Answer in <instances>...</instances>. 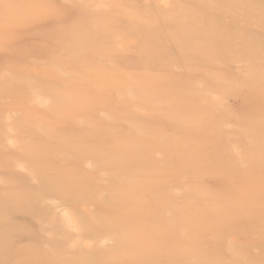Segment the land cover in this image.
<instances>
[{
  "label": "rangeland",
  "instance_id": "obj_1",
  "mask_svg": "<svg viewBox=\"0 0 264 264\" xmlns=\"http://www.w3.org/2000/svg\"><path fill=\"white\" fill-rule=\"evenodd\" d=\"M3 10L7 13H2ZM18 11H21L19 16ZM194 16L197 24L190 26ZM23 20L25 26H22ZM162 20L168 24L161 25ZM172 21L186 27L188 38H195L196 46L189 49L188 54L184 49L180 52L184 41L172 43L157 36L160 27L172 31L169 26ZM151 25L156 32L147 33ZM73 32L83 34L85 51L73 48ZM225 41L226 47H223ZM155 47L160 49L154 52ZM262 51L264 0H0V156L10 150L17 153V158H4V164L0 166V264H17L16 257L22 256L20 252L29 245L40 248L42 253L47 248L58 253L54 255L59 259L55 260L54 256L52 263L50 259H41L34 264H77L78 256L89 250L95 254L104 249L107 251L115 246V239L110 235L112 226L93 227L86 220L92 215L108 213L113 206L136 210L153 205V213L160 217L165 215L157 199L148 192L135 191L133 187L135 193L129 196L131 192H127L126 181L135 182L138 189L150 184L159 195L165 180H177L173 173L178 170V159L181 158L184 171L192 166L195 149L160 152L156 147H144L142 153H150L147 164L136 162L142 159L129 158L127 148L122 147L120 166H113L112 156L115 155L107 154L112 148L120 147L123 139L128 142L131 137L150 139L153 137L151 131L146 133L144 129L155 125L156 129L152 131L157 133L160 124L164 127L172 120L171 116L163 121L156 119L164 112V104L154 101L160 98L159 95L165 107L170 105L184 111L194 129L205 133V137L200 134L201 141L198 139L194 147H203L208 155L212 152L206 164L213 173L201 180L198 178L197 189L203 185L212 189L222 186L224 181L226 186L234 179L238 181L241 164L254 168L256 163L249 156H264V144L258 142L264 137L256 132H238L234 119L242 120L240 112L250 103V99H244L239 93L250 95L248 89H254L264 81V56L255 57ZM164 84L174 86L166 90ZM153 87L156 93L152 91ZM199 88L219 101L215 107L217 112L206 122L205 116L209 115H202L204 97L198 94L203 95ZM232 114L234 119L230 117ZM7 118L18 122L12 120L14 124L20 123L15 125L16 128L24 127L28 135L5 136L8 123L12 125ZM38 126L48 133H36L38 129L34 127ZM161 133L167 134V128ZM169 136L166 135L169 138L165 137L166 140L163 137L162 141L173 143L172 138L177 142L183 137L179 134ZM208 137L212 147L205 150L202 141ZM77 145L84 152L92 148L91 156L81 157L83 151L75 153L73 146ZM129 146L132 149V145ZM252 147L255 148L250 150ZM245 151H249L248 154ZM100 152L106 153L103 163L95 158ZM197 152L202 154V150ZM23 154L27 159H22ZM235 155L241 156L240 161L234 160ZM10 157L14 156L11 154ZM101 163L103 166L95 170ZM160 163L166 164L161 166ZM222 164L226 165L227 176L219 174ZM153 166L162 171L156 173L145 169ZM15 174L18 180L31 181V185L36 179L51 182L57 180L56 177L70 178V175L87 183L95 179L93 176L118 179L115 178L110 187L97 184L95 196L88 201L60 200L52 193H45L42 202L39 196L32 197L29 204H36L23 214L10 212V208L20 206L22 201L18 200V193L26 188L22 183H15ZM244 176L248 188L260 183V179L249 173ZM179 180L181 182L172 187L167 185L170 191L184 194V198L193 195L189 179L181 177ZM33 188L32 185L28 189ZM117 188L119 191H115ZM199 190L203 191V188ZM210 198L212 195L206 200ZM235 199L243 203L241 196ZM240 217L241 214L236 216L238 220ZM152 226L154 231H149L150 237L145 236L149 242L141 246V251L145 253L153 241L155 252L151 253V260L156 264L158 248L167 228L157 222ZM256 231L254 226L246 233L235 231L224 232L219 237L214 234L202 237L205 248L198 258L190 257L181 264H264V252L258 253L251 246L256 237L260 240ZM192 235L191 231L187 237ZM131 240L132 236L127 243ZM176 240V237L172 238V241ZM261 240L264 243V236ZM135 246L139 247V244Z\"/></svg>",
  "mask_w": 264,
  "mask_h": 264
},
{
  "label": "bare ground",
  "instance_id": "obj_2",
  "mask_svg": "<svg viewBox=\"0 0 264 264\" xmlns=\"http://www.w3.org/2000/svg\"><path fill=\"white\" fill-rule=\"evenodd\" d=\"M18 6H19V4H18ZM57 7H58V5H57ZM18 12H19V14H17V15L18 16L21 15V13H20L21 11H18ZM185 12L187 14H192V12L189 10H185ZM2 13H7V11L3 10ZM36 14L39 15V13H36ZM143 17H146V16L144 15ZM163 18H165V16H163ZM171 20H173V19H171ZM196 21H197L196 16H194V19H190L189 25L190 26H196V24H197ZM20 23H19V25H20ZM22 23H23L22 26H25L24 20L22 21ZM160 24H161V22H160ZM165 24H168V23H165L162 20L161 25L165 26ZM166 26H168V25H166ZM169 26H171L172 31H165V30H163L164 27H160L158 32H156V29L154 27H152V25H151L152 28L147 33H150L151 31L154 30L158 34L157 35L158 37L160 36L161 38H167L172 43H179V40L184 41L185 44L181 48L180 52L183 53V49H184V50H186L184 53L188 54L189 49L196 46L195 38H193V37L188 38V33L186 31V27L181 26V24L177 21L176 22L172 21ZM214 29H215V27H214ZM60 30L65 31V28L64 29L60 28ZM67 30H69V28ZM211 31L213 32V29H211ZM73 33L75 34V37L73 38V36H72V38L71 37L70 38L72 39L73 46H75V47H73V46L72 47L75 49L77 47V49H79L81 51H85L87 49V46L84 44V42L81 39L83 34H78L77 32H73ZM215 36H216V34H215ZM88 46H90V45H88ZM222 46L226 47V41L222 43ZM159 49H160L159 47H155L154 52L158 51ZM6 54H8V52H6ZM259 54L260 55L262 54V56H264V51H262L258 54H255V57H257V55H259ZM16 55H18V54H16ZM4 79H5V77H4ZM2 81H4V80H2ZM173 86H174L173 84H164V88L166 90L169 88L172 89ZM263 87H264V81L260 82L254 89H252L253 87L249 88L248 91L250 92V95H248V93L246 94L245 92L239 93L244 99H250V103L247 106H245L243 108V110L240 112L242 120L236 121L234 119L233 114L230 116L231 118L234 119L235 126H236L238 132H240V133L243 131L244 132H256L257 134L259 133L261 136L264 137V96H262ZM200 89L201 88H199V90ZM153 90H154V87H153L152 91ZM154 92L156 93V90H154ZM202 92H203V95H202V93L200 94L199 92H198V94L200 95V97H204V99H202L203 105L201 108V112H202V115H204V116L209 115V116H205L206 117L205 122H206L209 119V117L213 116L217 112V108L215 109V107L219 101L214 99L212 96H210L211 94L210 95L207 94L204 90H202ZM196 93H197V91H196ZM159 97H160L159 99H155L154 101H156V104H158V103L164 104V112L159 114L158 115L159 117H157L156 119L159 121H163L162 120L163 118L165 120L168 116H171L172 120L167 121V123L164 125V127H163V125L160 124V127L157 130V133L155 131H152V130L156 129L155 125L152 126L151 128L150 127L149 128L146 127L147 129L143 128L146 131V133H149L151 131V134L153 135V137H151L150 139L147 138L146 140L145 139L138 140V139H135L134 137L132 139V137H131V142H128V140L123 139L124 143L121 144L120 147H114V148H112V150L109 151V153H107V154H111L110 157L112 155H115L118 157V159H117V157L115 158V156H112V158L114 157L113 158L114 160H112V165L113 166L114 165L120 166L119 157L124 153L121 150L122 147L127 148V149H125V150H128V151H126V155L130 156L129 158L133 157V158H135L134 160L142 159V160H136V162L140 163L142 161H145V162H147V164L149 162L148 160L150 159V155H149L150 153L143 154L142 150L144 149V147H148L150 149L152 147H156L159 149L160 152H161V150L166 152L169 149H172L173 151H177V152L178 151L184 152L186 150L195 149V151H194L195 152V158H194V161L192 163V166L187 168L184 171L183 170V162H182L181 158L178 159L177 166H176V167H178V170H176L173 173L174 178L177 177V180H173V181L165 180L163 182V186L159 192V195H156V194H158V192L156 193V191H154V187L151 188L150 184H145L142 186L141 189L140 188L138 189V186L136 185L135 182L126 181L127 192H131L129 196H133L135 193L133 190V187H134L135 191L139 190L145 194H146V192H148L149 196L153 197L154 199H157L156 202L159 204L160 207L163 208V210L165 211V215L160 217V216L156 215L155 213H153V211H154L153 205H151L149 208L145 207V208H139L136 210H124L120 207L113 206L110 208V211L108 213L100 214L98 216L92 215L91 217H89L86 220L87 222L90 223L91 226L101 227V226H107L108 224L110 225V227L112 226L110 228V232H111L110 235L115 239V246L107 248V251H105V249H104L103 252H100L99 254H95L93 251L89 250L84 255L81 254L78 256L79 261L77 262V264H155L154 263L155 261L152 262V260H151L152 259L151 253L155 252V248H152V246H154L153 241H151L150 248L147 251H145V253H144V251H141V246L144 243L149 242L146 240V237H150L148 235L149 231L150 230L152 232L154 231L153 226H152L153 222L160 223L165 228H167L166 233H165V237H163L161 240L162 245L159 246V248H158L159 252L157 251L159 253V256L157 257L156 264L186 263L190 257L198 258V255L201 254L202 249L205 248V246H202V242H201L202 237H205L209 234H214L215 237H219L224 232H226V234L234 233L235 231H240L239 233H246V232H250L251 230H253L254 226L257 230L256 231L257 234L260 236V240L258 239V237H256L255 240L256 239L257 240H256L255 244H251V246L254 247V249L258 253L264 252L261 250V248H264V243L261 240V237L264 236V156L263 157L262 156L261 157L260 156L254 157L253 155H251L252 158L249 156V158L252 159V161L256 163L255 167L251 168V169H249L246 165H245V167H243L242 166L243 164L240 163L241 167H238V169H239V171L241 170L242 172H239L240 179L238 181H236V179H234V181L231 183H228L227 186H226V183H224L225 182L224 181L221 183L222 186L221 185L215 186L212 189L210 187H206L204 185H203V187L200 186L199 189L203 188V191L197 189L196 184H198L197 183L198 178H199V180H201L200 178L203 179L208 174L213 173L210 171V169L207 167V164H206V161H207L206 159L208 157H211L212 152L208 155L206 152L203 151V147H202V149L199 147H197V148L194 147V144H196V142L198 143V139H200V141H201L200 134H203V137H205V133H201V131H196L194 129L193 123L191 122L190 119H188V117L184 111L175 110L170 105H167V107H165L166 105L164 102H162L160 95H159ZM260 107H262L261 111H257L258 109H260ZM232 113H234V112H232ZM32 117L36 118V116H34V115ZM203 118L204 117H202L201 120H203ZM128 119H130V118H128ZM9 120L12 121L13 119H8V121ZM13 121H15V120H13ZM13 121L11 122L12 125H10V123H8L9 126L7 125L8 128H7V132L4 134L5 136L7 134L21 135V133L23 135H28V133L25 132L24 127L20 126V128H16V126H18L20 123L17 125V124H14ZM16 122L17 121H15V123ZM29 123L30 122H28L27 125H29ZM34 128H36V130L38 129V132L36 131V133L42 132V134H45V135L48 133V132L42 130V127L39 128V126H38V127H34ZM165 128H167L168 133L167 134L161 133V131ZM145 131H143V132H145ZM178 134L182 135L183 137L179 136L180 138H179V140H177V142H175L174 138H172L174 141L173 143H172V141L171 142L165 141L166 135L168 137H170L169 135H171V136L173 135L172 137H174V135L178 136ZM7 137H8V135H7ZM163 137L165 139V140L163 139L164 141H162ZM168 137H166V138L169 139ZM65 138H69V137L65 135ZM127 138H129V137H127ZM175 138L177 139V137H175ZM167 141H169V140H167ZM202 142H203L202 145H204L206 147L205 150L211 149L212 141L209 139V137L203 139ZM258 142L260 144H264V138H262ZM126 144L132 145V149H130L129 148L130 146L126 145ZM145 144H147V146ZM255 147H257L259 149L261 148L259 146H255ZM255 147H252L249 149L252 150ZM11 148H14V147H11ZM73 149H74L75 153L77 151H83L84 150L83 148L79 149L78 145L73 146ZM4 150L6 151V149H4ZM201 150H202V154H201V152H197V151H201ZM246 150H248V149H246ZM7 151H9V150H7ZM85 152L84 151L81 152V157L91 156L92 148L85 151ZM203 152H204L205 157H203ZM248 152L245 151L246 154H248ZM171 153L173 154V152H171ZM11 154L14 157H10ZM15 154H17V153H13L11 150H10V152H4L1 155L2 157L0 156V166L2 164H4V162H3L4 158H10L13 160L15 158H17V157H15ZM105 154L106 153H104V152H100L96 155L95 158H97L99 161L102 160V163H103L104 161L102 158H104ZM168 154H170V153H168ZM24 156L25 155L23 154L22 157H24ZM240 157L241 156H236V155L233 156L234 160H236V161H240V159H239ZM22 159H27V157H24ZM198 159L200 162L198 161ZM99 161H98V163H100ZM201 161H203L205 163L202 164ZM102 163L96 166V167H98L97 169H95L96 167L94 166V169L98 171V169L101 167ZM105 163L108 164V162H106V161H105ZM164 164H166V163H160L161 166H164ZM240 164H238V166H240ZM35 167L36 166H34L32 168H35ZM145 169H148L150 171H154L156 173L162 171V168L155 167V166L145 167ZM243 172L249 173L253 177H257L258 179H260L259 180L260 183L253 185V186L251 185L250 186L251 188H248L246 186V182H247L245 180L246 176H244L245 173H243ZM161 174H163V172H161ZM166 174L168 175L169 173L166 171ZM219 174L226 175V165L222 164V168L220 169ZM179 175H182V176H179ZM186 175H189V177ZM14 176H15L14 179H16L15 183L16 184L18 182L22 183L23 184L22 186H24V188L25 187L26 188L24 191H21V193H18L20 195L19 196L20 198H18V200L20 199L22 201V203L20 204V206L18 205L16 207L10 208V212H12L11 210H13L15 212H20L23 214L26 213L25 211L27 209H29L31 206L36 204V202L29 204L32 197L35 199L36 197L39 196L40 202H42L44 197L46 196V195L43 196L45 193H52V194L58 196V199H60V200H64V198L65 199L67 198L68 200L88 201L89 199H92L93 196H95L96 191H97V189H96L97 184H105L108 187H110L114 183V179L115 178L118 179L115 176H111V177H107V178L106 177H98V176L95 177V176H93L95 179H92V181L90 180L89 183H87V182H84L83 180H80L79 179L80 177L76 178L75 175L74 176L70 175V178L69 177H56L55 179H57V180H54L51 182H46L47 180L45 181L44 179H42V180H44L45 182L37 181L38 179H36L32 183L34 188L28 189L29 187L32 186L30 184L31 181H27V179L26 180H21V179L18 180V178H19L18 175L16 177V174H15ZM223 176H222V178H223ZM34 177H36V176H34ZM181 177L189 179L188 183L192 186V189L194 190L193 195L189 192V194H191V196L189 195V197H188L186 195L187 197L184 198L183 197L184 194L182 196L179 193H175L173 191L171 192L170 188L167 187V185H171V187H172L176 184H179L181 182V180H179V178H181ZM233 178H236V177L233 176ZM39 179H41V177H39ZM60 179H63V180H60ZM20 188H22V187H20ZM69 191H70V193H69ZM115 191H119V189L117 188ZM181 191H182V188H181ZM182 193H185V192H182ZM257 194H261V195H257ZM208 195H212V198H210L209 200H206V197ZM67 196H70V197H67ZM237 196H241L243 198L242 204L238 203V201L235 199V197H237ZM6 197L7 196L5 195V198ZM6 199H8V198H6ZM246 200H247V202H246ZM217 206H218V208L215 210V208ZM227 206H229L230 208ZM82 210H84V209H82ZM187 214H189L188 215L189 218L186 217ZM238 214H241V217L239 220L236 218V216ZM105 218H107V219H105ZM0 220H1V216H0ZM9 221H10V219H9ZM3 222H5V221H3ZM71 222H72V220H71ZM4 229H5V226H4ZM169 230L172 231L173 235L169 232ZM191 231H192L193 235L190 237L189 236L187 237V234H189ZM160 235L164 236V234L162 232H160ZM131 236H132L131 242L127 243ZM173 237H176L177 240L172 241ZM141 240H143V241L140 243L139 241H141ZM249 241H251V240H249ZM136 243L139 244V247L138 246L134 247V245ZM200 243H201V245H200ZM207 244H209V243H207ZM21 246H23V245H21ZM24 246H26V245L24 244ZM24 246H23V248H24ZM31 247L29 245V248L28 247L27 248L25 247L26 249L24 248L25 254H23L24 249L21 251V249L19 248L21 251L20 254H22V256L21 255L18 256V254L16 253V256H18V257H16V258H18L17 259L18 262L16 261L17 264H34V262H38V260L40 261L41 259L42 260L50 259L51 263H52V260L54 261V256H55L54 254L57 252L51 251L52 248H50L51 250L49 248H47L48 250L42 253V251H39L40 248H38L39 249L38 250V249L33 248L34 246L32 248ZM85 250H88V249H85ZM229 251H231V250H229ZM91 254H93V255H91ZM57 256L58 255L55 256V260H57V258H58ZM16 258H15V260H16ZM13 260H11V263H13L12 262ZM194 263L196 264V262H194ZM14 264H15V262H14ZM48 264H50V263H48Z\"/></svg>",
  "mask_w": 264,
  "mask_h": 264
}]
</instances>
